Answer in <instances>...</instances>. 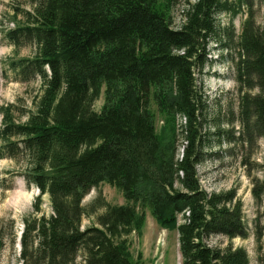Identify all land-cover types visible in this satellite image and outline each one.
<instances>
[{"label": "trees", "instance_id": "obj_1", "mask_svg": "<svg viewBox=\"0 0 264 264\" xmlns=\"http://www.w3.org/2000/svg\"><path fill=\"white\" fill-rule=\"evenodd\" d=\"M176 1L31 0L32 9L19 11L22 19L6 31L16 47L35 46L31 58L9 68L20 82L38 79L40 92L33 108L21 111L25 121L14 118V104L0 107V158H25L23 178L40 190L36 211L44 194L53 210L27 223L26 264H141L128 237L143 226L144 208L163 227L177 229L184 264H251L245 248L207 242L214 234L247 238L248 231L236 190L209 193L200 183L203 97L195 69L209 62L217 16L247 8L238 40L240 119L249 141L264 138V0L261 23L254 0L189 1L178 28L171 16ZM103 87L105 102L96 111ZM152 99L168 119L163 133ZM176 116L186 120L181 156ZM260 168L252 193L264 203V161ZM103 182L128 203L98 199L84 206ZM101 207L96 225L82 229L83 218ZM29 235L32 243L37 239L31 252ZM262 238L264 248V225L256 224L257 242Z\"/></svg>", "mask_w": 264, "mask_h": 264}, {"label": "rangeland", "instance_id": "obj_2", "mask_svg": "<svg viewBox=\"0 0 264 264\" xmlns=\"http://www.w3.org/2000/svg\"><path fill=\"white\" fill-rule=\"evenodd\" d=\"M30 1L0 0V107L14 104V118L21 121L26 120V114L21 115V111L33 108L32 97L40 92V81L36 78L30 83L16 80L9 64L13 60L31 58L35 46L28 43L16 47L5 33L22 19L19 11L32 9ZM189 1L195 0L176 1L171 10L173 27L178 28L181 25ZM254 3L258 23H261V3L259 0H254ZM246 17L247 8L237 15L222 13L217 16L218 40L210 44L209 62L202 70L195 69L197 85L203 97L200 117L203 134L200 148L202 162L197 170L201 186L207 192L236 190V196L242 202L244 222L248 231L247 238L230 239L223 234H214L207 241L209 245L221 250L230 246L243 247L248 252L251 264H263L260 260L264 258L263 238L257 242L256 224L264 225V203L255 200L252 189L255 181L263 177L260 166L264 161V138L249 141L240 119V102L244 89L237 69V57L239 35ZM104 90L103 87L100 97L94 103L96 111H100L105 102ZM251 92L256 93L257 89ZM151 108L155 113L157 130L163 133L168 119L159 111L154 99ZM172 124L177 133L178 151L181 156L186 145L185 117L176 116ZM20 160L0 158V264H26L22 252L27 223L34 218H48L53 214L48 194L42 196L40 208L36 211L35 201L40 190L35 185L28 187L22 174L25 158L21 157ZM98 199L113 205L128 203L123 192L107 182L92 188L84 197L83 205L87 206ZM103 211L104 208L101 207L90 216H85L82 229L96 225V216ZM139 212L145 214V222L140 231H135L128 237L129 249L135 260L141 264H184L177 229L163 227L148 208L139 209ZM31 234L34 235L35 232L32 231ZM30 235L29 252L32 244L35 246L37 241L35 238L32 243L33 238ZM81 260L82 256L79 254L76 261Z\"/></svg>", "mask_w": 264, "mask_h": 264}, {"label": "bare ground", "instance_id": "obj_3", "mask_svg": "<svg viewBox=\"0 0 264 264\" xmlns=\"http://www.w3.org/2000/svg\"><path fill=\"white\" fill-rule=\"evenodd\" d=\"M7 37V36H6Z\"/></svg>", "mask_w": 264, "mask_h": 264}]
</instances>
